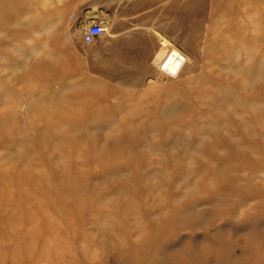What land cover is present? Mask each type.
Returning <instances> with one entry per match:
<instances>
[{
  "label": "rangeland",
  "instance_id": "obj_1",
  "mask_svg": "<svg viewBox=\"0 0 264 264\" xmlns=\"http://www.w3.org/2000/svg\"><path fill=\"white\" fill-rule=\"evenodd\" d=\"M124 1L0 0V264H264V0Z\"/></svg>",
  "mask_w": 264,
  "mask_h": 264
},
{
  "label": "bare ground",
  "instance_id": "obj_2",
  "mask_svg": "<svg viewBox=\"0 0 264 264\" xmlns=\"http://www.w3.org/2000/svg\"><path fill=\"white\" fill-rule=\"evenodd\" d=\"M131 1L130 2L132 4L133 8H144V7L148 8V7H153V6L157 5V7H160V10L165 11L167 9V7L173 6V4L176 0H131ZM240 1H242V0H239V6L243 2H245V4H246L247 2H249L251 0H243V2H240ZM252 1H254V3H255L257 0H252ZM122 2H125V1L122 0ZM166 13H169V10L166 11ZM87 15H88V18H87L88 20L86 22H84L85 23L83 25L84 28L86 27V29H87L93 22H99L101 24V26L103 27L104 32H108L109 29L111 28L110 23L103 20V14L101 12H99V11L95 12L92 10L89 13L87 12ZM149 31L153 32V34L155 35V37L159 41V49H158L157 54L154 57L153 65L158 68V71L161 73V75H164L167 77L177 76L179 74V72L181 71V69L185 66V64L187 62H189L190 58L187 56V54H185L182 51H180L179 49H177L175 44L170 39H168L166 36H164V34H162L157 29H155V27L153 25L149 26ZM254 31L256 32L255 28H254ZM255 38H258L257 34L255 35ZM221 45L224 46L223 43H221ZM260 50H261V47L258 45L256 55L261 54ZM210 52H212V51H210ZM260 60H261V57H259V61ZM221 62L222 63L224 62L223 57H221L220 63L217 64V67H216L217 73H219L223 69L222 68L223 65H221ZM211 65L212 64L208 65V67H212ZM150 81L149 82L152 84L156 83V80L152 79ZM158 82H159V79H158ZM153 127H155V125ZM147 128H149V127L145 126L144 131ZM145 132H147V131H145Z\"/></svg>",
  "mask_w": 264,
  "mask_h": 264
},
{
  "label": "built area",
  "instance_id": "obj_3",
  "mask_svg": "<svg viewBox=\"0 0 264 264\" xmlns=\"http://www.w3.org/2000/svg\"><path fill=\"white\" fill-rule=\"evenodd\" d=\"M104 33V29L99 22H93L83 33L82 41L85 44H91Z\"/></svg>",
  "mask_w": 264,
  "mask_h": 264
}]
</instances>
